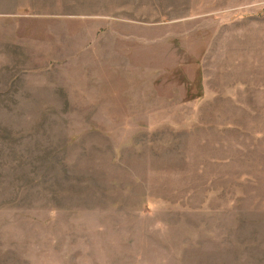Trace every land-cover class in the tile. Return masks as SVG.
<instances>
[{"label":"rangeland","instance_id":"rangeland-1","mask_svg":"<svg viewBox=\"0 0 264 264\" xmlns=\"http://www.w3.org/2000/svg\"><path fill=\"white\" fill-rule=\"evenodd\" d=\"M0 264H264V0H0Z\"/></svg>","mask_w":264,"mask_h":264}]
</instances>
